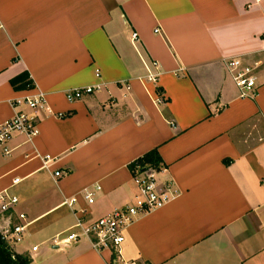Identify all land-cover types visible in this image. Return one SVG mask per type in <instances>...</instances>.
Here are the masks:
<instances>
[{
    "label": "crops",
    "instance_id": "1",
    "mask_svg": "<svg viewBox=\"0 0 264 264\" xmlns=\"http://www.w3.org/2000/svg\"><path fill=\"white\" fill-rule=\"evenodd\" d=\"M234 58L253 68L256 94L241 96ZM90 85L101 88L67 100ZM40 92L38 135L0 149V191L19 197L30 222L15 253L30 264H110L88 240L52 238L76 210L91 222L132 203L130 165L156 149L159 178L180 196L126 231L124 258L264 264V0H0V125L14 99ZM97 184L89 204L82 194ZM76 195L73 210L64 202Z\"/></svg>",
    "mask_w": 264,
    "mask_h": 264
},
{
    "label": "built area",
    "instance_id": "2",
    "mask_svg": "<svg viewBox=\"0 0 264 264\" xmlns=\"http://www.w3.org/2000/svg\"><path fill=\"white\" fill-rule=\"evenodd\" d=\"M134 33L133 38L137 39ZM156 65V62L153 63ZM228 66L241 90V96L248 97L256 94L254 91L255 79L252 76L253 68L242 66V61L234 58L228 61ZM149 81L157 80V73H153L147 65ZM129 89V83H125ZM101 85L76 87L66 92V98L70 102L81 100L85 95L96 92ZM15 114L0 125V149L6 154L11 152L8 144L15 134L25 135L28 139L36 137L39 133L37 115L47 106L46 95L43 92L37 95H28L16 98L12 101ZM63 117V114L59 115ZM53 158L46 156V164ZM166 171L163 165L155 167L147 165L144 170H139L134 179L138 184L139 191L133 202L115 208L110 214L95 221L88 222L78 210L75 211L76 221L65 232L58 233L52 238L55 247H64L68 244L82 240L90 241L92 247L100 253L111 254L110 264H141L135 260H127L123 256V244L126 240V231L141 217L157 211L180 196V191L172 179L161 180L159 174ZM60 172H56L59 175ZM20 179H15L13 185ZM102 187L97 184L93 188H87L83 192V198L92 204L98 191ZM79 201L78 195L65 200V204L75 210ZM20 203L19 197L4 189L0 191V233L8 248L15 253V246L22 243L26 237L30 222L25 212L17 209ZM15 220V221H13ZM38 245L33 247L38 250ZM145 264V263H144Z\"/></svg>",
    "mask_w": 264,
    "mask_h": 264
},
{
    "label": "trees",
    "instance_id": "3",
    "mask_svg": "<svg viewBox=\"0 0 264 264\" xmlns=\"http://www.w3.org/2000/svg\"><path fill=\"white\" fill-rule=\"evenodd\" d=\"M19 78L24 79L25 85H28V87H32V82L30 83L26 81V79L28 78L27 75H22ZM147 165H152L155 167H159L160 165H162L159 153L156 149L135 160L130 165V169L133 175H135L139 170H144ZM30 262V257L13 253L6 245L5 241L2 238V234L0 233V264H30Z\"/></svg>",
    "mask_w": 264,
    "mask_h": 264
},
{
    "label": "rangeland",
    "instance_id": "4",
    "mask_svg": "<svg viewBox=\"0 0 264 264\" xmlns=\"http://www.w3.org/2000/svg\"><path fill=\"white\" fill-rule=\"evenodd\" d=\"M27 233H28V231H27ZM27 233H26V237H27ZM24 241H25V239H24ZM24 241L22 243H20V246L23 245ZM29 241L32 242L31 240H29Z\"/></svg>",
    "mask_w": 264,
    "mask_h": 264
}]
</instances>
